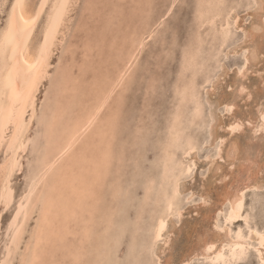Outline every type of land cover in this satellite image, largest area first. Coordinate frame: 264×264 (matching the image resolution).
Masks as SVG:
<instances>
[{
    "label": "bare ground",
    "instance_id": "bare-ground-1",
    "mask_svg": "<svg viewBox=\"0 0 264 264\" xmlns=\"http://www.w3.org/2000/svg\"><path fill=\"white\" fill-rule=\"evenodd\" d=\"M77 1L78 0H10L8 3V6H7L6 0H0V8L3 6L5 7V5L8 7L7 11L5 12V20L3 19L4 20L3 21L1 19V21H3L4 23H3V25H1L2 27H0V152L2 153V158L0 157L1 158V160H0V202H2L1 200H3L4 204H3V202L1 204L5 205V207L9 206V204H10L9 202L11 200V198H10L11 194H9L10 192L9 193L6 192L7 187L9 186V183H10L9 182L10 178L12 177L13 173H15L14 171L15 170L17 171V169H19L18 167H20L19 166L20 154L24 153L23 151L26 147L27 142L32 143V151L35 152V154H36V158H35V161L33 163L34 166L31 167L33 169L31 170V168H30L31 171L28 172L30 174V176H29L30 178L28 177L29 183H28V180H26V182L28 183L27 188H25L26 189L25 192L22 190L24 193L21 195L20 198H18L20 200L16 203V204L19 203L18 207L15 204L16 205L15 207H17V211L15 212L14 216L11 218V221H9V224H7L8 229L12 231L11 232L12 235L11 234L8 235V236L11 235V240H8V241L11 242V244L13 245L12 247H14L15 250H17L19 248V245L21 243L20 242L21 239H22V242L28 241L26 244L24 243L25 245H23V243L21 244V246L22 245H23V247L25 246V250L23 249L24 253H22V252L18 253V255L22 254L20 256V260H19L20 264H109L112 261V258L114 257V255H117V254H115L117 246H118V242H117L116 238H119L121 235L118 232L119 233V234L117 233L118 237L114 236V233H112V230L115 228H111V227H112L113 222L116 224L118 223L117 226H119V222L121 220H119L118 218H120L121 215L119 217H115V215H117V213H120L121 209L119 207H116V205L114 207L112 204H109V206H107V204H106V206L104 205V207L100 206V205H102L101 203H102V200L104 198V196H103L104 190L103 189H104V186H106L105 184H106V179L108 176L109 166L112 164V160L114 158V151H113L112 145L114 143L115 136L117 133V132L115 133V130H116L115 125L119 121V113L121 112V106H123V105H121L122 104L121 95L119 92H118L119 93L118 94L116 91L119 90L124 85L123 81L125 80L126 76L129 75V71L131 70L133 63L136 62L137 58L139 57L138 55L143 50V47L145 44V42H144L145 39L151 37L152 33L154 32L153 28H155V26H158V23L155 22L154 24H149V25H147L146 28H143L137 32H136V29L133 28L134 31L132 33H130V35L128 34L129 36L127 35L124 38L121 37V38H119L120 40H118V41H115L114 38L108 39L110 48H113V49L115 48L117 51V55L114 56L113 53L112 54L109 53V55L107 56V58H105V60H101L100 58L97 57V55L98 56L101 55V53L99 52L100 50H98V47H99L98 45L103 44L105 39H107L108 35L105 38L106 34L104 36L101 35V37L99 34L97 36V38H94L95 39L93 41L94 43L91 40L86 39L85 44L83 45L84 46V52L81 54V60L82 61L81 60L78 61L77 60L78 58L76 57V52H77L78 47L76 45H74V43L66 41V38H67V36L70 32V29H71L69 27L72 26V25L70 26V24H69L70 20H71L70 13H71L74 5L77 3ZM222 1L223 0H203L202 1L203 3L200 4V6L202 5L204 7L200 10V12L198 10L200 19L197 18L198 20H200L199 26H198V29H200L201 27L203 28V26L205 24L215 26V21L217 20L218 17H220V19H221V22L219 21L220 25L216 28V30L213 29V30H215L214 40H216V41L218 40L221 42L220 47H219L220 49H221V47L224 46L228 36L230 35V30H231V27L233 26L232 24L234 23L237 25L236 20L238 19V18L232 17L233 22L231 24L230 19H229L231 16L230 17L228 16L229 17L228 18V17H224V15H222V13H223V11L221 10V7H222L221 4L223 3ZM236 1L237 0H235V2ZM167 2L169 3L168 0H167ZM235 2H234V4H237V2L236 3ZM252 2H253V0H252ZM102 3H103V1H102ZM254 3L257 6H264V4H263L264 0H254ZM173 4H174V1L172 0V2L168 5L167 13L172 9ZM241 5H243V4H241ZM241 5L239 7H241ZM124 6H125V3H124ZM248 6H250V5H248ZM99 7L103 8V6H99ZM148 7H150V6H148ZM152 9H154V8H152ZM260 9H262V8H260ZM227 11H230V10L228 9ZM80 12H79V15H80ZM231 12H233V11H231ZM123 13H125V12H123ZM225 13L227 14V12H225ZM99 14H100V12H98V16H100ZM75 15H78V14H75ZM89 15H91V14H89ZM166 15H168V14H166ZM159 16L160 15H158V17ZM261 16H262V13H261ZM91 20H93V19H91ZM81 22H80V24H81ZM114 23H116V22H114ZM38 24H39L40 29H39V31H37L38 34H36L35 32H36V28H37ZM216 24H217V22H216ZM73 26H75V25H73ZM123 27H125V26H123ZM195 27H197V26H195ZM238 27H240V26H238ZM258 28H259V26H258ZM128 30H130V29H128ZM166 30H168V28ZM202 30L203 29H200V31H202ZM213 30H212V32H213ZM72 31H74V27H73ZM119 31H121V30H119ZM174 32H175V30H174ZM260 32H261V30H260ZM112 33H111V35H112ZM118 33L120 34V32H118ZM245 34H246V36H245ZM81 35L83 37V34H81ZM203 35H202V38L205 37V35H204V37H203ZM197 36H199V35H197ZM262 36L264 38V34L263 35L259 34L257 31V28L255 30L248 31V32L244 33L243 38L246 37L247 39H249L248 41H252V44H253L252 47H254L252 49L251 58L248 56V58H246L247 61H249L250 59H255V57H254L255 54L253 53V50L256 51L257 46L259 47V45H260L259 43L256 42V40L260 39ZM98 37H100L99 42H97ZM200 37H201V35H200ZM200 37H198V38H200ZM73 39H76V37L72 35L70 40H73ZM175 41H176V39H175ZM201 41H202V39L201 40L199 39V44H198L199 46H200ZM89 42H91L90 45H89ZM165 42H167V41H165ZM211 42H213V41H211ZM80 44H83V43H80ZM243 44H246V43H243ZM162 49H164V48H162ZM199 49H200V47H199ZM222 49L224 51L226 48L225 49L222 48ZM247 49H249V48L247 47ZM247 49L244 52H247ZM259 49H260V47H259ZM262 49H263V46L261 48V51H263ZM241 50H244V49L242 48ZM165 52H167V51H165ZM198 52L199 51L197 48L196 52H193V54L189 55L188 59L186 60L188 62V67H192L193 65L195 66L194 60H196V56H197ZM240 53H242V52H240ZM92 54H94V55H92ZM204 54H206V53H204ZM218 54H220V53H217L216 55H218ZM222 55H224V54H222ZM243 55H244V53H243ZM95 56L98 59H95ZM224 56H226V55H224ZM110 57H111V59H113L112 61H109ZM91 58L95 59L96 62L94 64L91 62ZM100 62H103L105 64V65L103 64V66H104L103 68L101 65L98 64ZM219 68L221 69V66ZM82 70L85 72V74L91 73L90 79H88L87 81L84 80V82H83V84L84 83L87 84V82H89V83L91 82V84H89V89L87 91H84L87 93H84L83 91H81L82 90V80L84 79V76H83L84 73ZM243 70L241 69L239 71L238 75L240 73H241V75H244ZM200 74H201V72H200ZM134 75H135V73H134ZM204 76H206V75H204ZM194 77H197V76H194V73H192V76L189 78L188 82L180 85L181 87H179V95H180L181 101L187 102L190 100V101H192V103L194 102V104H195L194 112L195 113H193V114L194 115H198V114L200 115L201 114V116H202L203 112L200 113V110H201L200 105L202 103L198 104V102H199L198 98L199 97H198V92H196V84H195ZM182 79H185V78H182ZM209 80H211V79H209ZM219 80H220V77H219ZM213 82H214V80H213ZM45 83H46V85L48 84V86H46ZM127 85H129V84H127ZM216 86L217 85H215V86L213 85L214 88ZM130 87H131V85H130ZM213 87H211L212 88V89H210L211 91L213 90ZM41 88H44V93H43L42 98L38 97L39 94H41V92H42V91L40 92ZM202 88H204V87H202ZM242 88L246 91V89H245L246 87L244 88L243 86H240L237 90H239V92H241L240 90ZM214 90L216 91L217 87ZM204 94L207 95V92H205ZM210 95L211 94H209L208 96L211 97ZM122 96H123V94H122ZM147 96H148V94H147ZM125 97H126V94H125ZM150 98H152V96ZM155 100H156V98H155ZM204 100H206L205 97H204ZM145 101H147V100H145ZM190 101H189V103H190ZM223 101H224V99H223ZM232 101L229 103L225 102V105H224L225 110L224 111L229 112V113L231 112L228 110V108L230 107L232 109L235 106L232 103ZM211 103H213V102H211ZM203 106H202V108H203ZM207 106H208V104H207ZM218 106H221V105H219V102H218ZM262 108H264V105H261L260 108L257 109V115L254 118L252 117L253 119L247 117L248 118L247 122L249 123V125L250 124L253 125V131L254 132L262 131V133H264L263 132V130H264V118H262V116H264V112H262ZM174 109H176V107ZM204 109H202V110H204ZM185 112H186V110H185ZM181 113H182L181 111L176 110L174 116H173V113L171 115V116H173V118L171 120H170V118L167 119V120L172 121L170 123L168 122L169 124H171V126L167 124L168 126H170V127H168V128H170L169 134H167L168 131L166 130V127L164 128V131L167 132L166 134L169 135V137H168L167 143H165V145H162V148H161L162 153L157 159V162L160 166V174H159L160 178L158 180V185H157L158 187H156V189L158 188L157 192L155 191L157 194V195L155 194L156 202H154L155 199H154V201H152L153 199L150 200L151 203L152 202L155 203V204L152 203L155 205L154 206L155 208H153L151 210L152 211L151 218L149 216H146L147 219L149 217V219L147 221L152 219L151 228H149V226H147V228L151 229V231L149 230L150 232H148L147 231L148 229H146V228L143 229V231L146 230L148 232L147 235L150 234V235H148L150 238V241H149V244H147V245H149L150 249L152 248V245L158 243L157 241L160 239V237L163 235V233L166 232L165 230H166V227L168 224L167 218L170 215H176L177 217L182 216L181 215V207L179 206L180 203L178 204V202H179L178 197H180L183 194V193L181 194L182 191L180 192V190H183L182 187H180V181L182 180L183 176L185 179V177H186L185 175L189 174L190 172L193 173V171H191V170L194 169L193 167H195V163H194L195 161L190 159L191 162L188 164H185V162L182 160V158L179 157L180 158L179 159L177 157V153L180 152L177 150L182 147V156L184 157V160H186L185 157L191 155V152H193L196 148H198L197 146H200V145L195 146L196 143L193 144V142H195V139L192 142L190 140V138H187L188 135L186 136V140H184L185 141L183 144L184 146H181V142L183 143L182 140L185 137V135L183 137L180 133L181 127H182V125L184 126V124L186 125V123H184L182 121L183 119L181 121L184 124H181L182 122L180 121V119L185 116V114L183 113L184 116L182 117ZM193 114L191 113L192 117H193ZM188 115L190 117L189 113H188ZM207 115H208V111H207ZM171 116L169 115V117H171ZM198 116H196V117L199 118ZM192 117H190L191 120L194 118V117L193 118ZM184 118L186 119V116ZM187 118H188V116H187ZM205 118H207V117L205 116ZM185 119H184V121H185ZM199 119L197 121H199V123H200L202 121V119H201V121ZM33 120H36L37 123L35 121L34 122L38 125L37 127H39V126L41 127V130L38 133H35V137L31 140L30 139L31 136H29L28 131H29L30 124L32 123ZM240 120L232 119L233 122H231L227 125V129L229 130V132L227 130L226 131L228 132V134H232L234 131L240 129L241 125L244 122V121L241 122ZM213 121L214 120L212 118L210 123ZM203 122H202V124H203ZM188 123L189 122H187V124ZM192 123H190V124H192ZM210 123L208 125H210ZM216 123H217V121H216ZM244 124H245V122H244ZM213 125L216 126L217 124L213 123ZM186 127L187 126H185V131L188 128V127L187 128ZM190 127L191 126H189V128ZM198 127L199 126H197V128ZM206 127L207 126H205V128ZM210 127H211V125H210ZM189 128H188V131H189ZM225 128H226V125H225ZM36 129H38V128H36ZM182 129H184V127H182ZM203 129L204 128H202V130L200 129L201 133L204 131ZM192 130H194V128ZM35 132H36V130H35ZM208 132H210V131L208 130ZM213 132H215V131H213ZM203 133L205 134V131ZM210 133L212 134V130ZM163 134H165V132H163ZM189 134H191V133L189 132ZM204 134H203V136H204ZM211 134L209 135L210 137H213V139L215 138L216 141L219 140L220 141L219 144H223V140H222L223 137L222 138L214 137V136H211ZM197 135H199V134H197ZM218 135H220V134H218ZM32 136H34V135H32ZM193 136H195V135L193 134ZM198 137L200 138V135ZM135 139H137V138H135ZM213 139H211V140L215 141ZM139 142L136 140V142H134V143L138 144ZM209 142H207V143L209 144ZM211 145L213 146V144H211ZM214 147L217 148L216 145ZM219 147L217 148V150H219L218 154L220 153V150L222 149V148L220 149ZM138 148H140V147L137 146V149ZM141 148H142V146H141ZM213 150L215 151V149H213ZM240 150L241 149L239 148V143L237 141L232 142L231 144H229V146L227 147V150L225 152L226 153V159L228 158L227 160H233V162L235 163V160L238 159L239 156L240 155L242 156V154H243V153L240 154ZM138 152H140V151H138ZM136 153H137V151H136ZM141 153H142V151H141ZM258 153H259V151H258ZM178 155H179V153H178ZM245 156H247V155H244V157ZM216 157H219V156H216ZM244 157H243V162L241 161V158H239L238 159L239 161L238 160L237 161L241 162V164L244 162L247 163L246 166H245V164L239 165L240 167L238 166L239 168H242L241 169L242 172H239V173L245 174V177H243L242 179H239V181H237V179H236L233 183L230 181L231 182L230 183L231 185H229L230 187L229 188L226 187L225 190L222 191L221 194H220V192L218 193V191H217L219 196L217 195L218 200H217L216 204L217 203L219 204V208L221 210H223L221 207H224V206H226L224 208L228 207L227 212H226V216H225L226 217L225 220L227 221V223L228 222L232 223L233 220H236L241 216V214L243 212L241 209L243 206L242 203H244L243 202V195H245L244 191L248 190L250 188H252V189L255 188V190H257V188H259L258 182H260V181L256 182L257 178L254 179V176L256 177V175L261 172V171H259L261 165L260 166H259V164L256 165L255 161L248 159V157L250 158V156L245 157V158ZM213 161H215V158L213 159ZM186 162H189V160ZM229 162L230 161H228V163ZM233 162H231L230 164L231 165L234 164ZM238 162H237V164H238ZM206 164H209V163H206ZM140 165L142 168V164H140ZM210 165L211 164H209V166ZM243 166H244V168H243ZM253 166H257L258 168L256 167L257 169L253 170ZM138 170H139V168H138ZM115 174H117V173H115ZM234 174H237V173H234ZM223 177H225V178H223ZM191 178H192V175H191ZM220 178H221L220 181L222 179L225 180L226 179L225 174L223 176H221ZM126 180H127V178H126ZM126 180H124L123 182H121L122 180H120L118 183L119 185L115 182L114 186H112V187H114L112 189V190H114L113 194L118 193L120 195V193H122L123 195L124 194L125 195H131V193L128 194L129 192L127 190L128 189L127 184L125 186V188L127 187L126 190H124L125 188L124 189L119 188L121 185L120 183L123 184V183H125ZM131 180L132 181L134 180V176H133V179L131 178ZM251 181L253 183H251ZM136 182H138V181H136ZM126 183H128V182H126ZM155 183H156V181L154 178H150L147 181L146 189H145L146 191L143 190V192L145 194L142 195L143 198L146 196L144 198V200L146 198H149V196H151V194H153V192H154L153 189H155L154 188ZM182 184H184V183L182 182ZM136 185H138V184H136ZM107 187L109 188L110 186L107 185ZM112 187H110L109 190ZM184 189H186V187H184ZM112 190H110V191H112ZM121 190L123 192H121ZM152 190H153V192H152ZM259 190H262L261 185H260ZM251 191H253V190H251ZM184 192H186V191H184ZM214 192L216 193V191H214ZM19 193H21V192H19ZM19 193H17V194H19ZM132 193L134 196V192H132ZM191 193H193V192H191ZM194 193H196V192H194ZM203 193L200 195L201 196L204 195ZM208 193H209V191L207 192V194H205V196L202 197L204 200L203 205L205 203L209 202V199H211L209 197ZM14 195L16 196V193H14ZM133 196H132V200L133 199L135 200L138 197L137 196V197L133 198ZM192 196L193 195H191L190 197L192 198ZM201 196H198V198ZM141 197H138V198H141ZM152 197L154 198V195ZM116 198L117 197H115V199ZM150 199H151V197H150ZM179 199H181V198H179ZM146 200L144 201L145 203L148 202V200L147 201ZM111 201H113V200H111ZM245 201H246V199H245ZM115 202L118 203V201H115ZM187 202L189 203L190 201H187ZM151 203H148V204H151ZM183 203H184V201H183ZM183 203L181 204L182 206H183ZM121 204H123V202ZM135 204L137 206V203H135ZM152 204L149 207H151ZM139 205H140V203H139ZM145 205H144V207H145ZM207 205H208V203H207ZM117 206H121V205L118 204ZM129 206L130 205L128 203L127 209ZM122 207H123V205H122ZM133 207L135 208V206H133ZM130 209L131 208H129V210ZM135 209H137V207ZM214 210H217V209H214ZM139 211H140V209L139 210L137 209L138 214L140 213ZM137 212L135 214H137ZM205 212L207 214L208 210H206ZM205 212H204V214H205ZM34 213H36V219H35L34 227L27 228V230L31 229L32 231L30 230L31 233L28 234L29 236L27 235L26 240L23 241V236H25V232L28 233V231L25 230V228L27 226V222L29 221L30 217ZM220 213H222V212H220ZM246 213H247V211H246ZM138 214H137V216H138ZM148 214H149V212H148ZM210 214H211V212H210ZM216 214H217V216L214 217L215 222H217V219H218L217 217H218L219 213L216 212L215 215ZM126 215H127V213H126ZM133 215H131V216H133ZM212 215H214V214L212 213ZM137 216H136V219H137ZM203 216H206V215H203ZM209 216L210 215H208L207 218L205 217L206 218L205 221L208 219ZM245 216H247V215H245ZM140 217H141V220L143 218H145V217L142 218V216H140ZM126 218H128V217H126ZM133 218L135 219V215ZM146 218L144 219V221H141V223L145 222ZM210 218H209V220H210V222H212V220H211L212 218L211 219ZM214 218H213V220H214ZM117 219L119 222L115 221ZM134 219H130V220L133 221ZM122 220H123V218H122ZM203 220H204V217H203ZM139 221H140V219H139ZM219 221H220V219H219ZM134 222H136V221H134ZM243 222H244V219H243ZM251 222H252V220H251ZM251 222H249V223H251ZM138 223H140V222H138ZM205 223H207V221ZM134 225H135V227L137 226L136 223H134ZM139 225H142V224H139ZM100 226L102 227V229H100ZM114 226L115 225H113V227ZM130 226L133 227L132 225H130ZM214 226L216 228H218L217 223H215ZM249 226H246V228ZM139 227L137 228V230H139ZM211 227H209V229ZM222 227H224V226H222ZM125 228H127V227H125ZM141 228H142V226H141ZM141 228L139 231L135 230V232L137 231L139 233V235L141 233V236H139V238L143 237V239H144L146 237L147 238L146 241H148L147 236H145V237L142 236V234L144 232L141 230ZM203 228H204V225H203ZM207 228H208V226H207ZM224 228L226 229V227H224ZM257 228H258V226H257ZM209 229L207 231V234H210V232H211V231H209ZM228 229H230V228H228ZM228 229H227L226 233L225 232L223 233V231H222L221 232L222 234H220V236H219V233H217L220 231L219 230L216 232L217 234H213L212 237H208V235L203 236V234H206V231H205V233L202 234V236H203L202 237L201 232H199L200 236H197L198 237V246H197L198 248H196V249L190 248L191 250L189 249L190 250V253L188 254L189 256L186 258H188L191 261V259L193 257L201 256V257H205V260L206 259L209 260L212 264L218 263V262H221L223 264H232L233 261H236V264H237V262L239 261L238 259H240L245 254V250L247 249V246H249L247 239H251L252 236H248V237L242 236L241 233L244 232V229L242 232L240 231L241 229L240 230L237 229V230H235V231H237L236 233L235 232H234V234L231 233L233 236L232 237V236H230V234H229L230 232L228 231ZM121 230H122V228H121ZM131 230H132V234H133L134 228H131ZM205 230H207V229H205ZM127 231L128 230H126V232ZM203 231H204V229H203ZM248 231L249 230L247 229V233H249V235L254 236L253 240H255L260 247L261 246L264 247V235H260V234L256 233V231H252V232H248ZM136 233H134V234H136ZM167 233H168V230H167ZM123 234H124V232L122 233V235ZM137 234H136L137 237L135 236V238L138 239ZM243 235H245V234H243ZM4 237H5V235H4ZM163 237H165V236L163 235ZM27 238H28V240H27ZM135 238H133V239H135ZM140 240H141V238H140ZM141 243H142V241H141ZM194 243L196 244V242H194ZM121 244H122V242H121ZM129 244H131V242ZM129 244L127 246H129ZM217 244H218V246H217ZM8 245H9V243H8ZM7 247H9V246H7ZM137 247H136V249H137ZM149 247H148V250H149ZM118 248H120V247H118ZM129 248L130 247H128V249ZM138 248L141 249L140 246ZM4 249H5V247H4ZM128 249H127V251H128ZM139 249L137 251H139ZM146 250L143 249V251H145V253H147V251H148V250L147 251ZM249 250H250V248H249ZM253 250H254V248H253ZM258 250H260V249H258ZM17 251H19V250H17ZM14 252H16V251H14ZM139 252H138V254H139ZM150 252H153V251L150 250ZM148 253H149V251H148ZM154 255H156V254H154ZM248 255H249V253H248ZM149 256H150V254H149ZM3 257H5V256L3 255ZM145 257L147 258L148 256H145ZM156 257H157V255H156ZM6 258H8V256ZM126 258L129 259L128 257H126ZM147 259L148 260H146V263L144 262V264H156L153 262L154 258H153L152 262H151V260H150V262H147V261H149V257ZM158 259L159 258H157V260ZM195 259H197V258H195ZM200 259H202V258H200ZM260 259L259 260L261 262L259 264H264V258L261 257ZM2 260H6V259H2ZM8 260H10V259H8ZM160 260L161 259H159V261ZM240 260H242V258ZM168 261H167V263L170 262V261L169 262ZM206 262L207 261H205V263ZM3 264H4V262H3ZM134 264H135V262H134ZM158 264H161V262ZM169 264H171V263H169Z\"/></svg>",
    "mask_w": 264,
    "mask_h": 264
},
{
    "label": "rangeland",
    "instance_id": "rangeland-1",
    "mask_svg": "<svg viewBox=\"0 0 264 264\" xmlns=\"http://www.w3.org/2000/svg\"><path fill=\"white\" fill-rule=\"evenodd\" d=\"M6 1H7V6H8V3L10 0H6ZM102 1H103V3H102ZM109 1L110 0H84V1L78 0L77 3L74 5V7L70 13V17H71L72 21L70 20V23H69L70 26L71 25L72 26L69 27L71 29H70V32H69L67 38H66V41L72 42V43H74V45H76L78 47L77 52H76V57L78 58L77 59L78 61L81 60V54L84 52V46L83 45L85 44L86 39L91 40L93 42L95 40L94 38H97V36L99 34H100V37H101V35L104 36L106 34L105 38L108 35V37H107V39H105L104 43L98 45L99 46L98 50H100L99 52L101 53V55H99V56L97 55V57L100 58L101 60H105V58H107L109 53H111V54L113 53L114 56L117 55L116 49L110 48L108 39L114 38L115 41H118V40H120L119 38H121V37L124 38L128 34L130 35V33H132L134 31L133 28H135L136 32H137L143 28H146L147 25H149V24H154L155 22L158 23V26H155V28H153L154 32L152 33L151 37L145 39V41H144L145 44H144L143 50L138 55L139 57L137 58L136 62L133 63L131 70L129 71V75H127L125 80L123 81L124 85L121 87L122 89L120 88L119 90L116 91L117 93L119 92L121 95V98H122L121 99L122 100L121 105H123V106H121V112L119 113V121L117 122L118 124L116 123L117 126L115 125V127H116L115 133L117 132L118 134L116 133L115 140H114V143L112 145L113 151H114V158L112 160V164L109 166L108 176H107L106 184H105L106 186H104V189H103L104 190V192H103L104 198H103L102 203H101L102 205H100L101 207H104V205L106 206V204H107V206H109V204H112L114 207L116 205V207H119L122 211V212L120 211V213H117V215H115V217H119L121 215L120 216L121 219L118 218L119 220H121L120 222L118 221V219L115 220V221L119 222V226H117L118 223L116 224L113 222L114 224L112 223V227H111V228H115L113 230L111 229L112 233H114V236L118 237L119 233L121 236L119 235L120 237L116 238L117 242H118V246H117L115 254H117V255H114V257L112 258V261L109 264H130V263L134 264V262H135V264H140V263L144 264V262L146 263V260H148L147 259L148 257H149V261H147V262H150V260L152 262V260L154 258L153 262L156 264H158L160 262H161V264H169V263H171V264H179V263L180 264H212L209 260H207V259L205 260V257L196 256V257H193L191 259V261L186 257L189 256L188 254L190 253L191 249L198 248L197 247L198 246V237L197 236H200L199 232H201V236L203 233H205V231H206V234H203V236L208 235V237H212L213 234H217V233H219V236H220V234H222L221 232L223 231V233L224 232L226 233L228 228L231 229V230L228 229V231L230 232L229 233L230 236H232L231 233H233V234H234V232L236 233L237 231H235V230H237V229L238 230L241 229L240 230L241 232L244 229V232L241 233L242 236H246V237L252 236V238L250 237L251 239H247L249 246H247V249L245 250V254L243 255L244 257L243 256L241 257L242 260H240L241 258L238 259L239 263L237 262V264H259L261 262L260 258L261 257L264 258V251H263L264 247L263 246L260 247L257 244V242L255 240H253L254 236L249 235V233H247V229L249 230L248 232L256 231V233H258L260 235H264V133H262V131H258L259 133L254 132L253 131V125H251V124L249 125L247 120H248V118L256 117L257 109L260 108L261 105H264V52H263L264 51V38L262 36L260 39L256 40V42L260 44V45L258 44L260 49L257 46L256 51L253 50V53L255 54V56H254L255 59H250L249 61H247L246 58H248V56L251 58L252 49L254 47H252V45H253L252 41H248L249 39H247L246 37L243 38V36H244L245 32L255 30L256 28H257V31L259 34H262V35L264 34V20H263L264 19V15H263L264 14V6H257L254 3V0H253V2H252V0H244V1L243 0H237L236 1L237 4H234L235 0H223L222 1L223 3L221 5L223 8L221 7V10L224 13V14L222 13V15H224V17H228V16L230 17L231 16L230 18L228 17L230 19L231 24L233 22L232 21L233 18H238L236 20L237 25L234 23L232 24L233 26L231 27L230 35L228 36L224 46L221 47V49L226 48L223 51V49L221 50L219 48L221 42L218 40L217 41L214 40L215 30L220 25V22H221L220 17H218L217 20L215 21V26L205 24L203 26V28L202 27L200 28V29H203L202 31H200V29H198L199 22H200V20H198V19H200L199 12L204 7L202 5L200 6V4L203 3L202 2L203 0H177V1L173 0L174 4L172 6L174 8L172 7V9L168 13H167V8H168V5L172 2V0H168L169 3L167 2V0H152V1L151 0H125V1L124 0H121V1L120 0H111L110 2ZM124 3H125V6H124ZM240 3L243 5H241ZM240 5H241V7H239ZM248 5H250V6H248ZM7 6L5 5V7L3 6L0 8V27H2L1 25H3V23H4L3 21L5 20V12L7 11V8H8ZM99 6H103V8L101 7L102 8L101 9ZM148 6H150V7H148ZM152 8H154V9H152ZM260 8H262V9H260ZM228 9L230 11H227ZM198 10H199V12H198ZM231 11H233V12H231ZM79 12H80V15H79ZM98 12H100V14H99L100 16H98ZM123 12H125V13H123ZM225 12H227V14ZM74 13L78 14V15H75ZM261 13H262V16H261ZM89 14H91V15H89ZM166 14H168V15H166ZM158 15H160L161 17L160 16L158 17ZM1 19L2 20L4 19V20L1 21ZM91 19H93V20H91ZM80 22H81V24H80ZM114 22H116V23H114ZM216 22L218 25L216 24ZM39 24L36 28V32H35L36 34H38L37 31H39V29H40ZM73 25H75V26H73ZM123 26H125V27H123ZM195 26H197V27H195ZM238 26H240V27H238ZM258 26H259V28H258ZM73 27H74L75 32L72 31ZM167 28H168V30H166ZM128 29H130V30H128ZM213 29H215V30H213ZM119 30H121V31H119ZM174 30H175V32H174ZM212 30H213V32H212ZM260 30H261V32H260ZM117 31L120 32V34ZM111 33L113 36L111 35ZM202 33L203 34L205 33L204 34L205 37ZM81 34H83V37ZM72 35L75 36L76 39L70 40ZM197 35H199V36H197ZM200 35H201V37H200ZM202 35L204 38H202ZM245 36H246V34H245ZM100 37H98L97 42H99ZM198 37H200V38H198ZM175 39H176V41H175ZM199 39L200 40L202 39L200 46L198 45ZM165 41H167V42H165ZM211 41H213V42H211ZM79 42L83 43V44H80ZM90 43L91 42H89V45H90ZM243 43H246L248 46L246 44H243ZM262 46H263V49H262L263 51H261ZM199 47H200V49H199ZM247 47L250 50L247 49ZM162 48H164V49H162ZM197 48H198L199 52L196 56V60H194L195 66L193 65L192 67H188V62L186 60L188 59L189 55H191V54H193V52L197 51ZM242 48L244 50H241ZM246 49H247V52H244V51H246ZM165 51H167V52H165ZM240 52H242V53H240ZM204 53H206V54H204ZM217 53H220V54L216 55ZM243 53H244V55H243ZM222 54H224L226 56H224ZM92 55H94V54H92ZM97 57L95 56V59H98ZM95 59L91 58V62L93 64L96 62ZM112 60L113 59H111V57H110L109 61H112ZM98 64L101 65L102 68L104 67L103 62H100ZM220 66H221L222 70L219 68ZM241 69L242 70L244 69L243 70L244 75H241V73L238 75V73ZM200 72H201V74H200ZM83 73H84V75H83L84 79L82 80V90L81 91L84 92V91H87L89 89V84H91V82L90 83L87 82V84L86 83L83 84V82H84V80L87 81L88 79H90L91 73L85 74L84 71H83ZM134 73H135V75H134ZM192 73H194V76H197V77H194V79H195V84H196V92H198V97H199L198 98V101H199L198 104L202 103L204 105L203 106L201 104L203 106V108L200 105V109H201L200 113L203 112L202 116H201V114L200 115L198 114L199 116L193 114V113H195L194 112V107H195L194 102L192 103V101H190V100H189L190 103H189V101H187V102L181 101V98L179 95V87H181L180 85H182L183 83H187L189 78L192 76ZM204 75H206V76H204ZM218 76L220 77V80H219ZM182 78H185V79H182ZM208 78L211 79L212 81L209 80ZM213 80H214V82H213ZM127 84H129V85H127ZM45 85H46V83H45ZM130 85H131V87H130ZM213 85L214 86L217 85L216 91L214 90V89H216V87L214 88ZM46 86H48V84ZM240 86H243L244 88L246 87L245 88L246 91H244L243 93L239 92V90H237V89ZM202 87H204V88H202ZM211 87H213L212 91L210 90V89H212ZM229 89H231V91H229ZM204 91L207 92V95L204 94L205 93ZM40 92H41V94H39L38 97L42 98L43 93H44V88H41ZM84 93H87V92H84ZM122 94H123V96H122ZM125 94H126V97H125ZM147 94H148V96H147ZM209 94H211L210 95L211 97L208 96ZM151 96H152V98H150ZM204 97L206 100H204ZM249 97H251V99H249ZM155 98H156V100H155ZM222 98L224 99V101ZM145 100H147V101H145ZM217 101L219 102V105H221V106H218ZM231 101L235 105L231 109V112L229 113V112L224 111L225 110V108H224L225 102L229 103ZM211 102H213V103H211ZM207 104H208V106H207ZM174 106L176 107V109H174L175 108ZM202 109H204V110H202ZM176 110H179L182 112L181 113L182 117L184 116L183 113L186 116V119L184 118L185 116L180 119V121L183 119L182 121L184 123H186V125H185L181 121L182 122L181 124H184V126L182 125V127H184V129H182V127H181L180 133L183 137L185 135V137H184L185 139L182 137L183 143L181 142V146H184L183 145L185 142L184 140H186L187 135H188L187 138H190V140L192 142L195 139V142H193V144L196 143L195 146L196 145H200V146H197L198 148L195 149L196 151L194 150L193 152H191V155L186 156L188 158L187 159L185 157L186 160H184V157L182 156V147L180 146L181 148L177 150V151H180V152H178L179 155L177 153V157L182 158V160L185 162V164L190 163L191 160L195 161L194 162L195 167H193L195 170L194 169L191 170V171H193L194 174L190 172L189 174L185 175L186 176L185 179L183 176L182 180L180 181V187H182V189H183V190H180V192L182 191L181 194L182 193L186 194V195L182 194L181 196L179 195L180 196V197H178L179 202L177 201L178 204L180 203L179 206L181 207V215L182 216L177 217L176 215H170L167 218V221H168L167 227L168 228L166 227V230H165L166 232L163 233V235L165 237H163V235H162L160 237V239L157 241L158 243L155 242L157 245L156 244L152 245L153 249L152 248L150 249L149 245H147V244H149V241H150V238L148 236L150 234L147 235V233L150 232L151 229H148L147 226H149V228H151L152 219L149 220L150 222L147 220L149 219V217L151 218V216H152L151 210L153 208H155L154 207L155 206L154 202H156L155 194H156L157 189H158V188L156 189V187H158L157 186L158 180L160 178V176H159L160 166L157 162V159L162 153V151H161L162 145H165V143H167V140L169 137V135H167V134H169V131H170V128H168V127L171 126V124H169V123L172 122L170 120L173 118ZM185 110H186V112H185ZM207 111H208V115H207ZM172 113H173V116H171ZM188 113L190 114V117H192L191 113L193 114L194 118L193 117L192 118L194 120L193 119L191 120ZM169 115L171 117H169ZM187 116H188V118H187ZM196 116H198L200 119L197 118ZM205 116L207 118H205ZM169 118H170V120H167ZM212 118L214 121L211 122L212 123L211 124L210 121ZM184 119H185V121H184ZM198 119L200 121L202 119V121L199 123V121H197ZM232 119H237V120L241 119L240 121L241 122L244 121L245 124L243 122L240 129L234 131L232 134H228L229 130L227 129V125L229 123L233 122ZM34 121L36 122V120L32 121L33 124L32 123L30 124L29 131H28L29 136H31V138H30L31 140L35 137V133H38L41 130V127L40 126L37 127L38 126L36 124L37 122L35 123ZM216 121H217V123H216ZM187 122H189V123L187 124ZM202 122H203V124H202ZM190 123H192L193 125ZM209 123H210L211 127H210V125H208ZM213 123L217 124V125L214 126ZM167 124L170 126H168ZM225 125H226V128H225ZM185 126H187L188 128H189V126H191L189 128V131H188L187 127H186L187 132L185 131ZM197 126H199V127L197 128ZM205 126H207V127L205 128ZM165 127H166V130L168 131V133L166 131H164ZM36 128H38V129H36ZM193 128H194V130H192ZM199 128L201 130H202V128H204L203 130L205 131V134L203 133L204 131L201 133ZM35 130H36V132H35ZM208 130L210 132L212 130L213 135L210 132H208ZM213 131H215V132H213ZM163 132H165V134H163ZM189 132L191 134H189ZM263 132H264V130H263ZM209 133L211 134V136H214V137H219V138L223 137L222 138L223 144H219L220 143L219 140L216 141L215 138L213 139V137H210ZM193 134L195 136H193ZM197 134L200 135V138L198 137L199 135H197ZM203 134H204V136H203ZM218 134H220V135H218ZM32 135H34V136H32ZM135 138H137V139H135ZM211 139H213L215 141H212ZM136 140L138 142L140 141L139 142L140 144L134 143V142H136ZM234 141H237L239 143V148L241 149L240 154L243 153L242 156L241 155L239 156V158H241L242 162H243L244 155H247L245 157L250 156V158L248 157V159L255 161L256 165L259 164V166L261 165L262 167L260 166V170H259L261 172L258 173L256 175V177L254 176V179L257 178L256 182L260 181V182H258L259 188H257V190H255V188H253V189L250 188V189L244 191V194H245V195H243V202L244 203H242L243 206L241 209L243 211L241 214L242 217L240 216L238 219L233 220L232 223L231 222L227 223V221L225 220V218H226L225 216H226V212H227L228 207L227 208H224L226 206L221 207L223 209V210H221L219 208V204L218 203L216 204V202L218 200V196H219L218 193L220 192V194H221L222 191H224L226 187L229 188L230 187L229 185H231L230 183L231 182L233 183L236 179H237V181H239V179H242L243 177H245V174L239 173V172H242V170H241L242 168H239L240 167L239 165L245 164V166H246V164H247L245 162L242 164H241V162H238L239 158L235 160V163L233 162V160H227L228 158L226 159V153L225 152L227 150V147L229 146V144H231ZM207 142H209L210 145ZM211 144H213V146ZM140 145L142 146V148ZM215 145L217 148L219 146H220L219 147L220 149L222 148L220 150V153H219L221 156L218 154L219 150H217V148L214 147ZM137 146L140 148L137 149ZM213 149H215V151ZM136 151H137V153H136ZM138 151H140V152H138ZM141 151H142V153H141ZM258 151H259V153H258ZM23 152L24 153L20 154V159H19V166L20 167H18L19 169H17V171L16 170L14 171L16 174L13 173V175L9 181L10 182L9 186L7 187V190H6L7 193L10 192L9 194H11V196H10L11 200L9 202L10 204L8 207H5V205L1 204L3 202V200H1L2 202H0V262H1L0 264H3V262H4V264H8V263L9 264H18V263L20 264L19 260H20V256L22 254L18 255V253H21V252L24 253L25 246L23 247V245H25L28 242V241H24V240H26V236L31 233L30 232L31 229L27 230V228L34 227V223H35V219H36V213H34L30 217L29 221L27 222V226H26L25 230L28 231V233L25 232V236H23L24 242H22V239H21V241H20L21 243L19 245L20 249L19 248L17 249L19 251L15 250L14 247H12L13 245L11 244V242L8 241V240H11V235H12L11 232L12 231L8 229L7 224H9V221H11V218L14 216L15 212L17 211V207H18L19 203L18 204H16V203L20 200L18 198H20L21 195L25 192V190H26L25 188H27V185L29 183V178H30L29 177L30 174L28 172H30L33 169L31 167L34 166L33 163H34L35 158H36L35 152L32 151V143L31 142H27L26 147H25ZM216 156H219V157H216ZM0 157L2 158L1 152H0ZM1 158H0V160H1ZM214 158H215V161H213ZM188 160H189V162H186ZM228 161H230V162L228 163ZM231 162H233L234 164L231 165L230 164ZM237 162H238V164H237ZM206 163H209L211 165L209 166V164H206ZM140 164H142V168H141ZM236 166L237 167L239 166V167L237 168ZM256 167L257 166H253V170H256L258 168V167L257 168ZM30 168H31V170H30ZM138 168H139V170H138ZM243 168H244V166H243ZM115 173H117V174H115ZM234 173H237L238 175L234 174ZM190 174L192 175V178H191ZM224 174L226 176V179L225 180L222 179L220 181V179H221L220 177L223 176ZM133 176H134V180L132 181L131 178L133 179ZM125 177L127 178V180ZM150 178H154L156 181V183L154 184V186H155L154 188L156 190L153 189L154 192L155 191L156 192L154 193L152 190L153 194H151V196H149V198H146L148 200V202L145 203L144 201L146 199L144 200V198L146 196L143 198L142 195L145 194L143 192V190L146 191L145 190L146 189V183ZM223 178H225V177H223ZM26 180H28V183L26 182ZM120 180H122L121 182H123L124 180H126V181H125V183H123L124 185L122 183H120L121 185L119 188L124 189L126 184H127L128 185L127 190L129 192L128 194L131 193V195H125V194L123 195L122 193H120V195L118 193H115L116 195L113 194L114 190H112V189L114 187H112V186H114L115 182L118 184ZM136 181H138V182H136ZM126 182H128V183H126ZM182 182L184 184H182ZM251 183H253V182L251 181ZM136 184H138V185H136ZM107 185L112 187L110 189L112 191L109 190L110 187L108 188ZM260 185H261L262 190H259ZM184 187H186L187 190L184 189ZM126 188L124 190H126ZM189 190L193 193H191ZM251 190H253L254 192ZM184 191H186V192H184ZM208 191H209L208 195L211 199H209V202H207L208 205H207V203H205L203 205L204 200L202 197L205 196V194H207ZM214 191H216V193ZM217 191H218V193H217ZM19 192H21V193H19ZM121 192H123V191L121 190ZM132 192H134V196H133ZM194 192H196V193H194ZM14 193H16V196L14 195ZM17 193H19V194H17ZM202 193L204 195L201 196L200 194H202ZM153 195H154V198L152 197ZM191 195H193L195 198L192 196V198H193L192 199L190 197ZM114 196L117 198L115 199ZM132 196H133V198L137 197V196L138 197L142 196V197L141 198L137 197V199L132 200ZM198 196H201V197H199L200 199L198 198ZM150 197H151V199H150ZM179 198H181V199H179ZM154 199H155V201H154ZM245 199H246V201H245ZM111 200H113V201H111ZM150 200L154 201V202H152L154 204H152L150 202ZM115 201H118V203ZM131 201L132 202L134 201V202L132 203ZM183 201H184V203H183ZM187 201H190V202L188 203ZM122 202H123V204H121ZM128 203L130 206L127 209ZM135 203H137V206ZM139 203H140V205H139ZM148 203H151L152 206L149 207L151 204H148ZM182 203H183V206L181 205ZM3 204H4V202H3ZM15 204L17 205V207H15L16 206ZM118 204H120L121 206H117ZM122 205H123V207H122ZM144 205H145V207H144ZM133 206H135V208L137 207L138 210L140 209L139 214L137 212V209H135ZM129 208H131V209L129 210ZM214 209H217V210H214ZM206 210H208L207 214L205 212ZM209 211L211 212V214ZM246 211H247V213H246ZM136 212H137L138 216H137V214H135ZM148 212H149V214H148ZM204 212H205V214H204ZM216 212L219 213L218 217H217L218 218L217 222H215V218H214L217 216V214L215 215ZM220 212H222V213H220ZM126 213H127V215H126ZM212 213L214 215H212ZM133 214L135 215V219L133 218L134 217ZM131 215H133V216H131ZM203 215H206V216H203ZM208 215H210V216L206 220L207 223H205L206 222L205 219L207 218ZM245 215H247V216H245ZM136 216H137L138 220L136 219ZM140 216H142V218L143 217L146 218V216H149V217H148V219L146 218V221L143 222L144 223L143 224V223H141V221H144L145 218H143L141 220ZM202 216L204 217V220H203ZM126 217H128L129 219ZM122 218H123V220H122ZM209 218L212 220V222H210ZM213 218H214V220H213ZM130 219H134V220L132 221ZM139 219H140V221H139ZM219 219H220V221H219ZM243 219H244V222H243ZM251 220H252V222H251ZM134 221H136V222H134ZM137 221L140 223H138ZM248 221L251 223H249ZM134 223H136V225H137L136 227H135ZM215 223H217L218 228H216L214 226ZM129 224L132 225L133 227H131ZM139 224H142V225H139ZM113 225H115V226L113 227ZM203 225H204V228H203ZM256 225L258 226L259 229L257 228ZM141 226H142V228H141ZM207 226H208V228H207ZM222 226L226 227V229ZM246 226H249V227L246 228ZM125 227H127L128 229ZM138 227H139V230L141 228L142 231L144 228L148 229L147 230L148 232L145 230V231H143L144 233L142 234V236L148 237V241H146V239H147L146 237L144 239H143V237H140L141 238V240H140L139 236H141V233L139 235V233L137 232V231H139V230H137ZM209 227H211V228L209 229ZM121 228H122V230H121ZM131 228H134V231H133L134 233H136V232L138 233V234L137 233L136 234L138 235V239L140 241L137 238H135L136 234H134V233L132 234ZM100 229H102L101 226H100ZM203 229H204V231H203ZM205 229H207V230H205ZM208 229H209V231H211L210 232L211 235L207 234ZM126 230H128L127 231L128 233L126 232ZM135 230H137V231L135 232ZM167 230H168V233H167ZM217 231H219V232H217ZM123 232H124V234L122 235ZM9 234H11V235L8 236ZM243 234H245V235H243ZM4 235H5V237H4ZM28 238H27V240H28ZM133 238H135V239H133ZM141 241H142V243H141ZM121 242H122V244H121ZM128 242L129 243L131 242V244H129ZM194 242H196V244ZM8 243H9V245H8ZM22 243H23V245L21 246ZM128 244H129V246H127ZM7 246H9V247H7ZM137 246L138 247L140 246L141 249H139ZM147 246L149 247V250H148ZM217 246H218V244H217ZM4 247H5V249H4ZM118 247H120V248H118ZM128 247H130V248L128 249ZM136 247H137V249H136ZM252 247L254 248V250ZM126 248L128 249V251ZM142 248L144 250L147 249L149 251V253L147 250L146 251L148 254L145 253V251H143ZM249 248L251 251L249 250ZM138 249L140 252L137 251ZM258 249H260V250H258ZM150 250H152L153 252H150ZM14 251H16V252H14ZM138 252H139V254H138ZM247 252L249 253V255ZM149 254H150V256H149ZM154 254H156L157 257ZM3 255L5 257H3ZM6 255L8 256V258H6L7 257ZM145 256H148V257L146 258ZM126 257H128L129 259H127ZM157 258H159L161 260L159 261V259L157 260ZM195 258H197V259H195ZM200 258H202V259H200ZM2 259H6V260H2ZM8 259H10V260H8ZM204 260L207 262L205 263ZM167 261L169 263H167ZM214 264H223V263L218 262V263H214ZM232 264H236V261H233Z\"/></svg>",
    "mask_w": 264,
    "mask_h": 264
},
{
    "label": "snow or ice",
    "instance_id": "snow-or-ice-1",
    "mask_svg": "<svg viewBox=\"0 0 264 264\" xmlns=\"http://www.w3.org/2000/svg\"><path fill=\"white\" fill-rule=\"evenodd\" d=\"M229 91H231V89H229ZM242 93L245 91L243 88L240 90ZM249 99H251V97H249ZM229 111H231V108H228ZM262 112H264V108H262ZM262 118H264V116H262Z\"/></svg>",
    "mask_w": 264,
    "mask_h": 264
}]
</instances>
